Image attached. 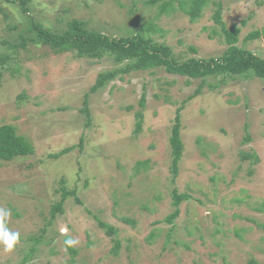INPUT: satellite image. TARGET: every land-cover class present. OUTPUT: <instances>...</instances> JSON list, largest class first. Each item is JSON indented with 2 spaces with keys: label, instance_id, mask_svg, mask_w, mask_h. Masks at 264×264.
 <instances>
[{
  "label": "rangeland",
  "instance_id": "rangeland-1",
  "mask_svg": "<svg viewBox=\"0 0 264 264\" xmlns=\"http://www.w3.org/2000/svg\"><path fill=\"white\" fill-rule=\"evenodd\" d=\"M147 1L28 0L25 12L19 0H0V125L15 126L34 147L31 155L0 160V208L10 210L8 227L21 237L12 252L0 245V264H264V79L210 76L195 95L201 79L164 68L134 71L89 94L88 123L85 95L99 73L116 67L113 58L57 53L30 40L31 21L60 32L78 19L112 37L152 24L144 32L186 60L226 50L213 20L217 2L228 27L247 21L239 45L264 27V0H212L195 21L177 1L164 13L161 3ZM244 46L264 57L263 38ZM178 109L185 148L174 176L170 136ZM243 153L260 160L253 164ZM62 187L76 193L55 213ZM173 189L190 198L168 223ZM68 238L79 244L67 246Z\"/></svg>",
  "mask_w": 264,
  "mask_h": 264
},
{
  "label": "trees",
  "instance_id": "trees-1",
  "mask_svg": "<svg viewBox=\"0 0 264 264\" xmlns=\"http://www.w3.org/2000/svg\"><path fill=\"white\" fill-rule=\"evenodd\" d=\"M13 2L16 0H7ZM24 11L27 12L26 4L28 0H19ZM177 1L179 8L187 13L192 21L201 18L205 12V8L212 0H148L150 5L161 3L160 11L168 12L173 7V3ZM216 10L213 14V20L219 26L220 35L227 44L224 53L218 57L209 58L191 57L186 60H177L173 55L171 47L167 44L160 43L146 32L154 30L152 24L144 27L143 32L134 35L112 37L106 33L91 30L86 23L73 19L67 23L63 31L55 32L50 28H45L41 23L31 21V31L35 33L34 38H30L36 46H49L55 52L73 51L81 58H92L100 60L105 56L113 58L116 67L98 74L95 83L90 87L89 93L85 95L84 107L82 111L87 115L88 123L91 121V111L88 104V96L95 93L99 89L105 87L109 82L117 77H122L134 71L155 70L164 68L168 73L187 77L189 79H201V85L196 90L195 95L199 94L202 87L206 83V79L210 76L224 75H245L251 73L253 76L264 79V57L259 56L252 50L246 48L247 42L264 39V27L249 32L244 38L245 44L239 45L242 27L246 25V20H242L241 24H231L229 27L223 19V5L221 2L216 3ZM26 39L23 38L20 46L24 47ZM145 95L142 96L141 106H145ZM135 133L138 134L142 130L144 119L143 111H138ZM181 116L180 109L176 114L170 136L171 162L172 172L177 176L180 168L185 145L181 134ZM250 135H247L246 141H250ZM82 146V145H80ZM75 146L64 148L58 153L51 154L53 158H59L69 153ZM34 147L30 141L24 136L17 133L15 126L11 124L0 125V160L12 161L20 156H28L33 154ZM242 158L251 160L253 164H257L260 160L255 153H243ZM62 182H64L62 180ZM62 190V199L53 206L55 213H63V205L69 195H74L75 190ZM173 205L175 210L165 219L166 222L172 223L180 214V204L190 198L186 193H178L177 189H173ZM78 200V199H76ZM99 224L107 229L109 235L115 234V229L107 223L99 221ZM259 227L264 228V223H258ZM153 236V234H152ZM120 242L116 240L113 247L114 254H118ZM250 264H257L256 260H251Z\"/></svg>",
  "mask_w": 264,
  "mask_h": 264
},
{
  "label": "clouds",
  "instance_id": "clouds-1",
  "mask_svg": "<svg viewBox=\"0 0 264 264\" xmlns=\"http://www.w3.org/2000/svg\"><path fill=\"white\" fill-rule=\"evenodd\" d=\"M11 215L10 210L0 208V245L4 251L12 252L20 242V233L10 230L8 227V219ZM66 229H61L62 234L66 233ZM65 244L69 247H75L79 244L76 238H68Z\"/></svg>",
  "mask_w": 264,
  "mask_h": 264
}]
</instances>
